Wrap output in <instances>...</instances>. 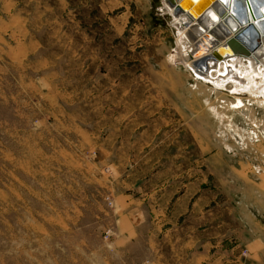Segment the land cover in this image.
Wrapping results in <instances>:
<instances>
[{
  "label": "rangeland",
  "instance_id": "1",
  "mask_svg": "<svg viewBox=\"0 0 264 264\" xmlns=\"http://www.w3.org/2000/svg\"><path fill=\"white\" fill-rule=\"evenodd\" d=\"M166 8L0 0V264H199L168 237L198 224L173 205L188 166L191 192L217 200L209 217L227 195L262 208L264 93L172 59ZM203 242L202 264H256L245 244Z\"/></svg>",
  "mask_w": 264,
  "mask_h": 264
},
{
  "label": "bare ground",
  "instance_id": "2",
  "mask_svg": "<svg viewBox=\"0 0 264 264\" xmlns=\"http://www.w3.org/2000/svg\"><path fill=\"white\" fill-rule=\"evenodd\" d=\"M163 1L166 2V10L168 9L171 15H173L171 11L175 8L174 5L177 6L180 4L182 6L184 3L192 5L191 9L185 8V11L175 15L171 22L177 28V42L175 50L171 53L172 59L175 60L177 58L182 61L183 64L185 63L189 66L204 82L212 83L217 87L219 86L218 88L224 86L226 82L231 81L230 84L234 88L264 93V81L262 83L259 79H256V76L264 78V33H262L260 39H257L258 49L255 48L253 51L248 46L247 49L243 48L242 44L238 41L237 43L233 41L229 46L227 44L229 37L224 36V34L228 33V36L234 37V34L238 30L233 32L234 25L232 23L236 27L240 23L236 22L232 14L238 15L240 13L243 16V13L234 7V3L231 0H180L178 4L177 0H174V4L169 3V0ZM249 1L255 12V7H257L260 10L259 12H262L261 16H263L264 0ZM223 2H226V5ZM222 8L227 12L221 16L217 10H221ZM205 9L212 10V14L216 17L220 15V19L218 20V26L212 25V28L202 27L200 30L197 28L196 24L198 22L194 18ZM250 14L251 11L248 14V17L251 19V25H257L263 32L264 25L259 20L254 22L255 19ZM206 16H202V19L204 20ZM241 21H244V19ZM259 98L261 99L262 97Z\"/></svg>",
  "mask_w": 264,
  "mask_h": 264
},
{
  "label": "crops",
  "instance_id": "3",
  "mask_svg": "<svg viewBox=\"0 0 264 264\" xmlns=\"http://www.w3.org/2000/svg\"><path fill=\"white\" fill-rule=\"evenodd\" d=\"M199 82H204L200 77L194 75ZM216 88H218L216 86ZM141 137V139L139 138ZM144 133H138V136L134 138V141H141L145 139ZM187 170H190V167H184L182 170L177 171L173 174L174 178L180 180V177L183 176L182 184L176 188H173V195H177L173 205L179 204L180 200L183 198V208L180 209L179 221L188 220L192 218L198 222L194 226L187 227V224H182V227H179L177 232L168 237L172 238L179 236L180 240L175 247L181 248L182 252L185 254L190 252L193 246H197L199 249L200 255L194 257L198 258L199 264L208 262L207 251L208 248L204 246V240H213L215 239L214 247L218 251L220 244L223 245V248L230 250L231 254L239 255V247L245 244L247 250L253 254L256 264H264V200L263 204H258L262 208H258L256 203L257 200L252 201V204L247 198H241L230 195H227L228 200H225L223 205L225 206L223 212L215 213L213 216L209 217V209L217 208V200L212 199L210 204L208 203L206 195H196L197 189L194 193L191 192V176ZM170 185V184H169ZM160 187V186H159ZM171 189V186H169ZM260 201V200H259ZM172 203V202H171ZM194 210V212H192ZM189 214V217H188ZM192 215V216H191ZM189 222L191 220H188ZM166 230L171 229L170 226L165 227ZM242 229L243 233H239V230ZM194 231V239H187L186 235L191 236ZM212 235V236H209ZM242 235V238L239 236ZM124 237H130L127 231V234L123 235ZM211 237V238H209ZM221 242V243H220ZM205 247V248H204ZM211 246L210 248H212ZM172 248L168 246V250L171 252ZM168 251V252H169ZM198 256V257H197ZM216 263L219 258L216 257ZM159 260H156L158 262Z\"/></svg>",
  "mask_w": 264,
  "mask_h": 264
},
{
  "label": "water",
  "instance_id": "4",
  "mask_svg": "<svg viewBox=\"0 0 264 264\" xmlns=\"http://www.w3.org/2000/svg\"><path fill=\"white\" fill-rule=\"evenodd\" d=\"M178 1H180V0H177V4H178ZM231 2L234 3V7L239 12L243 13V16L240 13H238V15L232 14V11L230 10V13L236 19V22H238V23L240 22V23L237 27L235 26V24L232 23V25H234L233 32H236L238 30V32L234 34L235 35L234 37L228 36V33L224 34V36L229 37L227 40V44L230 46L233 41H235L236 43L238 41V42H240V44H242L243 48L247 49V46H248V48H250L251 51H253L258 46L257 39H260V36H262V33H264V31L262 32L257 25H251L252 24L251 19L248 17V14L251 11L250 16L254 17V19H255L254 22L256 20H259L262 25H264V15L261 16L262 12H259L260 10L257 7H255V9H256V12H255V10L253 9L252 4L249 0H231ZM169 3L174 4V0H169ZM223 4L226 5V2H223ZM174 6H175V8L171 11L173 14L172 15L173 17L175 15H178L179 13L185 11V8H189V9L192 8V5H190V4L187 5L186 3H184L182 6L180 4H178L177 6L176 5H174ZM217 12H219V14L222 16L227 11L224 8H222L221 10H217ZM205 15H207V16L204 17V20H203L202 16H205ZM220 15H218L216 17V16H214V14H212V10L205 9L196 18H194L196 20V22H198V24H196L197 28H199L201 30L202 27L203 28H207V27L212 28L211 27L212 25L218 26V20L220 19V17H219ZM241 17H242V19H244V21H241L242 20ZM215 23H217V24H215ZM239 36L240 37L242 36L241 37L242 40L240 39Z\"/></svg>",
  "mask_w": 264,
  "mask_h": 264
}]
</instances>
